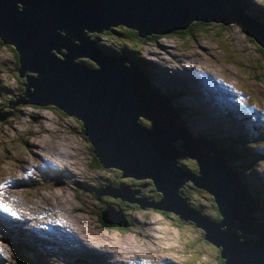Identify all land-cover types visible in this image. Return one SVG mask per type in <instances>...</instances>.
<instances>
[{
	"label": "water",
	"instance_id": "water-1",
	"mask_svg": "<svg viewBox=\"0 0 264 264\" xmlns=\"http://www.w3.org/2000/svg\"><path fill=\"white\" fill-rule=\"evenodd\" d=\"M192 21L239 23L264 48V26L245 16L238 0H0V42L12 46L18 76L24 75L26 81L24 95H17L7 106L50 104L75 117L101 167L119 169V178H149L161 193L160 200L152 203L133 198L137 191L127 186H103L93 192L96 201L98 196L108 195L136 203L140 209L170 211L179 220H190L201 228L202 238L220 248L223 264H264V224L252 218L256 204L239 178L220 158L206 155L204 142L185 131L166 98L150 86L141 71L102 56L82 34V29L98 33L121 25L145 38L182 29ZM75 57L81 63H73ZM83 57L98 70L84 67ZM26 71L32 74L26 76ZM136 116L152 119V130L137 125ZM174 139H181L186 156L195 159L198 177H189L175 167ZM186 180L212 195L221 216L219 225L228 222V234L213 229L214 223L198 216L176 196L177 187ZM101 221L107 223L104 216ZM109 224L125 227L120 217ZM237 229L251 234L252 241H237Z\"/></svg>",
	"mask_w": 264,
	"mask_h": 264
},
{
	"label": "rangeland",
	"instance_id": "rangeland-1",
	"mask_svg": "<svg viewBox=\"0 0 264 264\" xmlns=\"http://www.w3.org/2000/svg\"><path fill=\"white\" fill-rule=\"evenodd\" d=\"M244 1L254 14H256L255 10L259 12L260 15L256 14V21L263 23L264 0H254V3L253 0ZM194 25L196 27L192 38L183 40L179 36L172 35L161 37L156 41L150 40L142 47L143 54L157 60L170 54L174 56V60L169 62L170 64L188 61L195 65L199 72L206 75L215 87L216 97L214 100L206 98L201 90L206 91L208 95L213 92L207 89L203 82L199 84L197 76L194 77L195 89L200 91V96L195 98L207 113L197 118L195 127L190 131V134H206L202 137V142L213 145L214 149L215 146L212 144L211 137L221 140V142H217L220 146L222 142H227L228 144L223 146L226 149L225 159L232 158L231 164L239 169L253 161L256 156L255 168L264 173V156L260 157L264 155V152L260 154L256 149L258 139L248 137V140L254 141L246 143L250 145L248 148L250 154L240 153L238 151L241 148L240 145L232 142L238 135L247 138L248 131H264V51L246 35L239 25L223 27L215 23L201 24L200 22ZM115 28L119 29L118 27ZM98 36L101 37L99 40L106 45L117 50L125 49L124 43L127 42L120 35L117 38L114 34L104 32ZM8 45L4 46L0 42V99H7L8 92L14 94L15 98L18 99V96L24 95V86L21 89L17 88L18 83L13 75L15 59L11 52V45ZM107 54L110 55V53ZM141 71L145 74L143 68ZM29 74L31 73L26 71V75ZM210 76L214 78V82ZM21 78L24 81V77ZM225 85L230 89L234 87L238 94L242 95L240 99L245 104L252 103L256 106V110L261 107L263 115L259 118L258 130L252 122L247 123L244 118L240 117L230 99L227 100V106L222 111L223 113L225 110L227 111V117H223L218 111L217 105L222 106L225 102L218 100V95L225 94ZM188 100L190 101V99ZM50 107H36L29 103H18L12 107H8L7 103L0 104V146H6L0 149V179L10 177L15 181L17 186L11 190L18 202L22 201L33 208L39 206L54 207L55 211L62 216L68 231L73 232L78 238L81 235L77 232L74 224L80 220V227L84 233L83 238L80 239L86 246L78 244V247H65L58 240L49 241L48 244L62 250L61 256L69 255L70 262L73 264H101L104 253L111 254L108 258L109 261L114 259L128 261L130 258L135 259L145 255L156 260L161 257L169 264H173L172 260L178 264H199L198 261L191 263L190 261L202 250V247L193 245L194 250H191L189 248L191 243L187 244L188 248L184 245L187 239L197 236L193 233L184 234L190 226L189 223L178 222L167 215L153 213L149 209L133 211V208H128L127 202H122L121 211L124 215L128 217L129 210L135 218L132 225L128 224L131 226L129 230L121 231V229L116 230L113 226L110 228L103 226L92 209L102 210L112 207L113 210L115 207L107 201V197H103L97 203L98 199L96 201L90 196V190L103 189V185L94 188L101 183V179L109 178L107 176L114 177V180L121 182L128 180V177L119 178L120 174L114 168H103L97 164L88 163L93 161V156L88 142L81 134V126L72 118L56 110L57 108ZM43 129H47L48 132L43 131ZM35 131L39 133L34 134ZM41 131L44 135L40 136ZM28 141L36 145L30 147ZM71 145L72 149L70 148ZM63 147L70 154L61 153L60 150ZM205 149L206 153L210 151ZM16 150L20 151V154L16 156L15 160L13 155L9 153ZM216 152L222 158L221 152L219 150ZM247 155L252 157L248 158ZM4 156L8 158L9 162L4 159ZM43 160L48 161L51 166L42 168ZM173 162L174 165L179 166L177 162ZM71 163L77 167V170L72 169ZM224 165L228 167L225 163ZM191 168L195 169V166L192 164ZM28 169L31 171L28 176H25ZM253 169L254 166L246 169V172L252 173L256 181L264 179L254 174ZM22 170L24 173L19 178ZM69 172H72L74 176L66 180ZM41 173L45 175L43 176ZM245 180L247 181V179ZM186 183L188 180L180 184L183 187L182 195L186 200H193L194 203L202 206V211L212 215V207L203 205L204 201L210 200L209 196L207 197L201 188L195 186L187 188ZM123 186L125 185L120 184L116 188ZM262 186L264 187V180ZM66 193L69 194L72 202L70 206L63 201V195ZM101 196L106 195L98 197ZM153 197L155 200H159V195L154 194ZM114 216L115 214L108 211L104 213L107 223L112 222ZM41 220L44 222L43 219ZM186 220L183 222H187ZM207 221L209 220L207 219ZM26 226L31 228L37 225L28 220ZM26 231L28 234H25ZM29 231L30 229L24 226H16L13 233L1 235L0 245L4 249L2 257L6 258L3 264H37L39 262L34 257H19L13 253L9 244L15 240L21 250L41 251L46 242L41 239L30 242ZM98 251L101 253L100 255L96 253ZM81 254L79 260L78 256ZM177 254L179 259L176 257ZM70 262L65 260L63 264H71ZM209 264H216L213 254L210 255Z\"/></svg>",
	"mask_w": 264,
	"mask_h": 264
},
{
	"label": "clouds",
	"instance_id": "clouds-1",
	"mask_svg": "<svg viewBox=\"0 0 264 264\" xmlns=\"http://www.w3.org/2000/svg\"><path fill=\"white\" fill-rule=\"evenodd\" d=\"M241 7L245 8L246 7V3L241 4ZM193 22H197V23L200 22L201 24H206V23H211L213 21H208V22L192 21L190 23H193ZM215 24L220 25L219 22H217ZM230 24L231 25H236V26H238V25L241 26V24H239V23H230ZM119 26H121V25H119ZM121 27L124 28L125 26H121ZM223 27H224V25H223ZM112 28L113 27H110V29H108V30H100L98 33H95L94 31L88 32L85 29H82V34L86 38V40L88 41L90 46L95 51H97L99 54H101L102 56H104V57H106V58H108V59H110L112 61H114L116 64L121 63V66L128 67L126 65V63H128L127 62L128 61V53H121L122 56H124L126 58V60L113 59L110 55L104 54L103 50L100 48V46L103 45V42L97 41L99 38H101L100 36H98L100 33L111 31ZM241 28H242V26H241ZM135 33H137V32H135ZM246 34L248 35V33H246ZM150 35H157V36L161 35V36H163L164 33H162V34L151 33ZM150 35H148V37ZM148 37H147V39H148ZM154 37H156V36H154ZM140 38H143V37H140ZM71 42L72 43H78L76 40H72ZM60 51L64 52L65 50L63 48H60ZM166 57H169V56H162V58H166ZM72 61H73V63H81V62H79L80 61L79 57L73 58ZM82 64L87 69L98 70V66L93 61H91L90 59H88L86 57H83ZM18 69H19V67H18ZM31 74L26 75V76H30ZM228 89L225 91V95L227 94ZM231 89L235 90L234 87H232ZM230 94H232L234 96L233 93L230 92ZM165 97L168 100H170L174 104L175 107H177L175 109L177 114H180V112L182 111V116H183L182 121H183V123L185 125L184 129L191 137H193V138L196 137V139L200 140V138H202L204 135H206V134H204V135H193V134L189 133L195 127L197 118H199L200 116L205 114L204 112H201V111H199L197 109H194V110H192L190 112L183 111L182 108L179 106V104H180L179 98L175 99L174 89H171L169 91V93L167 94V96H165ZM232 103L234 104V102H232ZM30 105L31 106H36V107H43V108H51L50 106L55 107V106L50 105V104H46V105L30 104ZM55 108H57V107H55ZM183 109L185 110V108H183ZM56 110H58L59 112L63 113V115L68 116V117L72 118L75 122H77L78 125L81 126L80 129H81V134H82L83 127H82L81 122L78 119H76L75 117H72V116H69V115L65 114L64 112H62L58 108ZM140 117H141V119L135 120V123L137 125H139L143 130H145L147 132L151 131L152 127H153L152 121H150L149 119H146V118H144L142 116H140ZM255 136H256L255 137L256 139L261 136V133H260L259 130H258V134H256ZM83 137L87 141L86 136L83 135ZM210 139L213 142V144L217 145L222 150V147L220 145H218V143H217V142H221V140H218L216 137H211ZM241 141H242V143H239L238 139L235 140V143L240 145V147H241L240 150H238V151L240 153H243V154L249 153L248 152V148H249L250 145L246 144V143L247 142H254V141H252V140H243V139ZM88 144H89L90 150H91V145H90L89 142H88ZM171 149H172L173 161H175V162H177V164H179V166L175 165V167L179 171H181L183 174H185V175H187L189 177H197L194 173L190 172V169L187 166L188 162L186 161V159H190V157H187L186 154L184 153L181 139H180L179 145L176 148L174 147V144H173V141H172L171 142ZM228 151H230V150H228ZM91 153H92V151H91ZM232 154L234 155V153H232ZM92 156H93V160L96 159V157L93 155V153H92ZM262 156H264V155H261L260 157H262ZM178 159H182V160H178ZM50 166H51V164L48 161H45V160L42 161V168H47V167H50ZM181 166L184 167L185 169H183ZM111 168H114V167H111ZM114 169H116L119 172V174H121V171L119 169H117V168H114ZM192 169H194V168H192ZM231 169L233 170L234 174L239 178V180L244 185V187L247 189L250 197L252 198V200L256 204V211H253L251 213L252 218L254 219V221L256 223L264 224V187L262 186V182H263L264 179H262L260 181H256L253 178L252 173H248V172H246L245 176H242V174H241L242 171L241 170L248 169L246 166H242L241 169H239L238 167H236V169H233L231 167ZM30 171L31 170L28 169L26 171V173H30ZM197 171H198V169H197ZM253 173L256 174L259 177L261 176V177L264 178V173H261L259 171H256V172H253ZM41 174L43 176L45 175L44 173H41ZM244 178L247 179V181ZM251 183H252V185H251ZM120 184H124L125 186H127L128 190H136L137 191V195L136 194H132L133 198H139V199H142V200H144L146 202L152 201V203L157 202V200H155L154 197H153L154 194L159 195V200L161 198V193L158 192V191H155L154 186H153V184L151 182V179H149V178L134 179L132 177H128V180H124ZM14 186H17L16 183L14 184ZM185 186L188 188V187L194 186V185H192V183L188 180V183H186ZM114 189H118V188H114ZM182 190H183V187L181 185H180V187L178 189H176V196L181 200V202L185 206H187V207L191 208L192 210H194L198 214V216L202 217L205 220L208 219L209 222H211L210 218L214 216V208L216 207V205H215V203L213 201L212 195H210L209 193H207L204 190V192L206 193V196L207 197L209 196L210 200L209 201H204L203 205H205V206L209 205V206L212 207L211 210H212L213 214L211 215V214H207L206 212L202 211L201 210L202 206H200L199 204L194 203L193 200H186V198L182 195ZM111 199L112 200H117L118 202H120L121 203V209L118 210L115 206H114L115 209H113V210H112V207L103 208L102 210H100V218H99L100 222L103 223L101 221V216H104V213H106L108 211L111 214H115L114 219L117 218V217H120L121 220H122V223L125 224V227H126L128 222L132 225L135 222L134 216H132V214L129 212V210H128V217L126 215H124V213L121 211L122 210V206H123L122 202H126V201L120 200L118 197L108 198L107 201L111 202L110 201ZM0 201H2L4 204H7L9 209H10L9 212H5V211H3V209H0V238H1V235L4 236V235H7L9 233H13L16 226H22V227L24 226L25 228L30 229V231H29L30 232V240H29L30 242H34L37 239H41L44 242H46L43 245V249L41 251L21 250L17 246L18 242H16L15 247H11L10 246L15 254H17L21 258H25V257L37 258V260L39 261L37 264H63L65 260L70 262V256L69 255L66 254L64 256H61L60 254L62 253V250H58L55 247H53V246L48 244L49 241L58 240L65 247H78V243H77V241L74 238V236H75L74 233L68 231V229L66 228L67 225L63 221L62 216L59 215V213H57L55 211L54 207H50V206H39V207H36V208L29 207L24 202H22V201L18 202L17 200H15V194L10 189V187H7L3 191V195L0 196ZM128 208H133V211H136V210L144 211V209L145 210L149 209V211H150V209H154V208H151V207H143L142 209H140V208H138V205L136 203H128ZM156 211H158L160 213L163 212V210H160V209H157ZM167 213L177 217L176 219H173V220H177L178 222H182L184 224L188 223V220H186L187 222H183V221H185V219L184 220H182V219L179 220L178 219V214H174V213H172L170 211H167ZM41 219H43L44 222H42ZM28 220H30L32 224H36L37 226L29 228L28 226H26ZM232 220H234V224H236L235 219H232ZM220 221H221V216H220V219H219L218 222H220ZM218 222L216 224H213V229H216L218 231H221L223 233L228 234V222H225L226 223L225 225L223 224V222L221 223V225H218ZM107 224H109V223H107ZM103 225H104V223H103ZM125 227L121 228V227L117 226V228H119V229L120 228L124 229ZM128 230H129V228H128ZM121 231H123V230H121ZM4 232H8V233L4 234ZM25 234H28V231L25 232ZM234 237H235V239L237 241L245 242V241H249L250 234L249 233H245V232L242 233L239 229H237L234 232ZM67 238H71L72 242H70L69 244L66 245L65 241H66ZM219 251H220V248H219ZM219 251L217 253L213 254L214 257H215V262H216V264H223L224 259L223 258H219ZM104 254H106V253H104ZM2 255H3V253L0 254V259L2 260L1 264H3V262H5V260H6V258H3ZM81 256H82V254L78 256L79 260H80ZM105 256L106 255H103L102 260L104 259ZM218 258H219V260H218ZM153 264H169V263H168V261L164 260L163 262L154 261Z\"/></svg>",
	"mask_w": 264,
	"mask_h": 264
},
{
	"label": "trees",
	"instance_id": "trees-1",
	"mask_svg": "<svg viewBox=\"0 0 264 264\" xmlns=\"http://www.w3.org/2000/svg\"><path fill=\"white\" fill-rule=\"evenodd\" d=\"M245 6V5H244ZM253 18L256 19V16H253L251 15ZM197 22H193V23H190L188 22L186 26H184L182 29H178V30H172V32H170V35H176V36H179L181 39L183 40H187V38H192V34L194 33V29H195V25ZM211 23H217V22H211ZM221 26L222 23H220ZM108 33H111V34H114L117 38H119V35L121 37H124V41L127 42L125 43V48L128 50V51H132V50H137V51H141L142 50V47L147 43V41H150V40H153V41H156V39L160 38L161 36H157V35H150L148 37V39H140L139 37H137V35H133L132 33H130V31L126 28H119V29H112L111 31H107ZM156 36V37H154ZM153 37V38H152ZM261 48V47H260ZM263 51H264V48H261ZM11 52H12V55L15 59V66H14V70H13V75L16 74V69H18V62H17V55L16 53L14 52L13 53V49H11ZM122 52H125V51H122ZM8 96H7V99H0V104L1 105H4L10 101H14L15 99V95L8 92ZM31 135V134H30ZM242 139H238V142L239 143H242L241 141ZM228 143L227 142H222L221 144V147L223 150L226 151V149L223 147L224 145H227ZM219 145V144H218ZM260 146H263L262 143H259ZM248 158H251L252 156L250 155H247ZM88 163H91L93 165L97 164L99 166H101L98 162L97 159H94L92 162H88ZM194 165L196 168L195 169H192L191 168V165ZM188 168L190 169V172L192 173H196L197 171V166H196V163L193 162V161H188V164H187ZM109 178H106V179H101V183L97 184V186L94 188L96 189L97 187H101V185L105 186V185H108L110 186L111 188H116L120 185L121 181H117V180H114L113 178L114 177H111V176H107ZM93 192L94 190H90V196L92 197L93 195ZM103 197H107V198H111L110 196L106 195V196H101V197H98V201L97 203H99ZM114 206L120 210L121 209V203L118 202L117 200H110ZM211 203V202H210ZM84 209V208H83ZM150 211H154L155 213L157 214H162L159 213L158 211L156 210H151ZM92 212L95 214V216H97L98 218H100V210H98V208H94L92 209ZM167 216H169L170 218L172 219H176L177 217L174 216V215H171V214H165ZM220 219V215L217 211V208L215 207L214 208V216L210 218V221L211 223H214L216 224ZM104 227L106 228H110L112 227L110 224H107L105 223L103 225ZM113 227L118 230L119 228H117V226H114ZM129 226H128V223L126 225V227L124 229H121V230H128ZM188 233H193V234H197L196 237H191L189 239H187L185 241V247L188 248L187 244L188 243H191L190 244V249L191 250H194L193 248V245H200L202 247V250L200 252H198V254L190 261L191 262H195V261H198L199 264H209L210 263V255L214 254V253H217L219 251V248L218 247H215L213 246L211 243H209L208 241L204 240L202 237L204 235V232L201 228H198L196 227L194 224L190 225L184 232L185 235H187ZM181 252V251H180Z\"/></svg>",
	"mask_w": 264,
	"mask_h": 264
},
{
	"label": "bare ground",
	"instance_id": "bare-ground-1",
	"mask_svg": "<svg viewBox=\"0 0 264 264\" xmlns=\"http://www.w3.org/2000/svg\"><path fill=\"white\" fill-rule=\"evenodd\" d=\"M242 0H238V4H241L240 2H241ZM143 73V72H142ZM47 128V127H46ZM43 131H45V132H48L47 131V129H43ZM43 131H41L40 132V136L43 134ZM35 133H39V132H37V131H35L34 132V134ZM190 133V132H189ZM33 134V135H34ZM44 135V134H43ZM48 135V134H47ZM48 137H49V135H48ZM28 143H29V146L30 147H33V146H35L36 144H34V143H32L31 141H28ZM56 144V143H55ZM4 147H6V146H0V149H3ZM71 149L73 148L72 147V145H71V147H70ZM60 152L61 153H63V154H70L69 153V151L68 150H66L64 147L62 148V150H60ZM222 152H223V156L225 157L226 156V151L225 150H223L222 149ZM9 154H12L13 155V158L16 160V156H18V154H20V151H13V152H10ZM4 159L6 160V161H8L9 162V160H8V158L7 157H5L4 156ZM70 166L72 167V169H74V170H77V167L73 164V163H71L70 164ZM23 170H22V172H20V177L19 178H21L22 177V175H23ZM74 176V174L72 173V172H69L68 173V178H66V180H69L71 177H73ZM63 201H64V203L66 204V205H68V206H70V204L72 203L71 201H70V198H69V194L68 193H66V194H64L63 195ZM128 224H129V222H128ZM223 224L225 225L226 223L225 222H223ZM75 228H76V230H77V232L81 235L80 236V238L82 237L83 238V234L84 233H82V230H81V225H80V220H78V221H76L75 222ZM111 226H113L114 224H110ZM115 226V225H114ZM27 232V231H26ZM8 232H6V234H7ZM74 238H75V240L77 241V243L78 244H80V246H86L84 243H83V240L82 239H80V238H78V237H75L74 236ZM98 255H100V252L98 251V252H96ZM1 262H2V260L0 259V264H1ZM73 264V263H72Z\"/></svg>",
	"mask_w": 264,
	"mask_h": 264
},
{
	"label": "flooded vegetation",
	"instance_id": "flooded-vegetation-1",
	"mask_svg": "<svg viewBox=\"0 0 264 264\" xmlns=\"http://www.w3.org/2000/svg\"><path fill=\"white\" fill-rule=\"evenodd\" d=\"M13 53H14V49H13ZM17 70L18 69H16V74L14 75V78H15L16 82L18 83L17 88L21 89L23 87V85L25 84V76L22 75V77H24V81H23L22 78L18 76ZM129 225H130V223H129Z\"/></svg>",
	"mask_w": 264,
	"mask_h": 264
},
{
	"label": "snow or ice",
	"instance_id": "snow-or-ice-1",
	"mask_svg": "<svg viewBox=\"0 0 264 264\" xmlns=\"http://www.w3.org/2000/svg\"><path fill=\"white\" fill-rule=\"evenodd\" d=\"M3 187H4V185H0V196L3 195V192H2ZM0 209H3V211H5V212H9L10 211L8 205L4 204L2 201H0Z\"/></svg>",
	"mask_w": 264,
	"mask_h": 264
}]
</instances>
